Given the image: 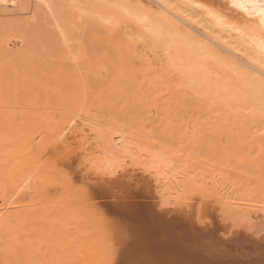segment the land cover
Returning a JSON list of instances; mask_svg holds the SVG:
<instances>
[{
    "label": "rangeland",
    "instance_id": "1",
    "mask_svg": "<svg viewBox=\"0 0 264 264\" xmlns=\"http://www.w3.org/2000/svg\"><path fill=\"white\" fill-rule=\"evenodd\" d=\"M90 1H30L18 11H0V264H70L74 257L66 253L73 249L66 245L90 235L81 225L89 209L69 205L40 214L51 200L42 192L24 199L21 215L11 202L29 149L46 159L55 145L46 142L49 127L72 116L78 123L69 144L60 143L51 161L67 164L74 184L102 186L108 200L151 202L166 216L207 197L218 219L261 226L264 87L252 82L256 74L181 23L175 32L149 28L145 17H161L153 3V10L130 14L91 10ZM234 197L246 200L236 204ZM248 198L258 206L244 205ZM131 245L114 264L130 263L135 254L150 261L144 248Z\"/></svg>",
    "mask_w": 264,
    "mask_h": 264
},
{
    "label": "bare ground",
    "instance_id": "2",
    "mask_svg": "<svg viewBox=\"0 0 264 264\" xmlns=\"http://www.w3.org/2000/svg\"><path fill=\"white\" fill-rule=\"evenodd\" d=\"M30 1L39 3L44 0H0V11H18V9L20 10ZM105 1V3H100L99 0H91L89 8L91 10H124V12L131 14L128 10H153L152 3L155 4L156 9L154 10H157V12L161 14V17H145L146 20H149V28L162 29L163 27L169 26L172 30L174 29L175 32V29H179L178 23H181L191 30L198 31V33L202 35L201 41L210 40V42L219 46L220 49L238 57L241 62H244L250 67L249 70L251 71L249 74L255 73L257 76H260V78L262 77L264 81V0H147L149 3H144V0ZM42 3L44 4V2ZM114 6L117 9H115ZM103 18H101V20ZM115 19H112L113 22ZM196 45L197 47L198 45L200 46V44ZM166 51L171 57L172 53L168 48ZM241 67H243V64ZM253 75L251 76L253 77ZM257 76L256 78H258ZM248 77H245V79ZM254 78L252 82H254V84H260L259 86H261L260 88L262 89L264 87L262 80L260 81L259 78ZM244 80L243 84L245 83L248 85L250 83ZM250 84L252 85V83ZM224 85L227 86L226 83ZM253 86L256 87L255 85ZM253 86L251 87L252 89ZM229 87L231 89V85H229ZM257 95L262 97V92H259ZM257 95H254V97ZM242 97L244 96L242 95ZM251 98L253 100V97ZM255 99H257L256 102H258V98ZM242 100L244 99L242 98ZM246 102L248 104V101ZM259 103L261 102L259 101ZM244 106H246V104ZM63 120H65V123H51L53 125H51L47 131V144L54 143L55 145H52V151L46 155V159H43L44 155H39L37 152L32 154L30 152L32 148L29 149L28 152L30 157L27 156L28 159L25 158L27 160L25 162L26 175L22 176L23 178L20 177L21 179H19V181L13 182L12 190L14 198L11 202L18 208V214L21 215L24 213V209L21 208L22 206L20 204L24 199L34 193L42 192L46 195L49 194L50 198L47 200H51L48 201L50 206L47 205L49 207L47 210L46 208L38 210L40 214L48 210H52V213L53 211H61L62 207H68L69 205L74 206H72L74 211L84 212L87 209L90 210L88 211V216L85 217L82 222L83 224H81L82 229L83 226L90 228V235H85L87 237V239H85L86 237L83 236L84 234L80 235L82 233L78 232L80 236H78L76 241L79 244L76 245L75 239H73L74 237L72 238V242H67L68 244L66 246L72 247L70 249H73L71 252L69 251L66 253V258L74 257L73 261L69 260L70 264H114V261L119 259L120 256L121 258L124 257V253L127 252L126 250L128 247L132 248L130 247L132 246L131 243L135 244L136 247L144 248L145 253L150 255V261H148V263H146L145 259L139 261L135 254L131 257V262L127 264H264V222L261 226H256L253 223L256 226L253 227V225L241 224L238 222L239 220L227 221L222 217L218 219L219 214L216 213L215 207L211 206L210 203L205 200L207 197L186 202L183 204L184 206L173 210V212L176 210L177 212L173 217L171 228L169 229V225L167 224L169 221L158 215L152 205H147L145 202H139L138 200H108L111 198L110 194L107 192L108 190H105L104 187L99 185L96 187H94V185H92L93 187L91 185L87 186V184L82 183V180H79L82 184L79 183L80 185H78V183H75V185L74 182L71 181L69 173L65 171L64 167L68 165L58 162L57 160L51 161L52 153L59 147L60 143L64 145L69 144V133L71 134L73 129L72 125L76 119L72 116L67 119L68 121L64 118ZM77 123L75 122V124ZM17 128H19V125ZM44 150L45 148L42 152ZM83 182L85 183V181ZM135 189H137V187H135ZM115 193L117 192L115 191ZM124 195L125 194H122L121 197ZM250 196L252 197V195ZM114 197L113 195L112 198ZM68 199L70 201L67 204L65 201ZM231 200L237 204L238 201L244 202L246 199L234 197L231 198ZM245 202L244 205L247 206H258V202L253 199L248 198ZM255 203L257 205H255ZM259 204H262L264 207L263 201ZM239 207L241 206L239 205ZM254 211L257 212L256 210ZM249 212L251 213V211ZM249 212L248 214H250ZM240 215L241 214H239V216ZM164 217L166 219L168 218L165 215ZM243 218L245 219V217ZM77 231H79V227ZM56 236L58 235L52 238L55 240L56 238L59 239V237ZM55 240L53 243H56ZM73 244H75V248H73ZM36 246L38 247V245ZM63 248L66 249V247ZM63 248L62 251L64 250ZM136 249L131 251H135ZM127 253L129 254V252ZM151 254H153V257ZM52 257H54V255ZM62 258H65V256ZM66 258L64 260H66ZM57 264L59 263L57 262Z\"/></svg>",
    "mask_w": 264,
    "mask_h": 264
},
{
    "label": "water",
    "instance_id": "3",
    "mask_svg": "<svg viewBox=\"0 0 264 264\" xmlns=\"http://www.w3.org/2000/svg\"><path fill=\"white\" fill-rule=\"evenodd\" d=\"M145 203L148 205H153L151 202H147V201H145ZM176 212L177 211H175L174 213H171L170 215H168L167 217V219L164 217V215L166 216V213L167 212H156L158 215H160L161 217H163L165 220H167V221H169V222H167V224L170 226H168V228L170 229L171 228V224H172V220H173V217L176 215Z\"/></svg>",
    "mask_w": 264,
    "mask_h": 264
}]
</instances>
